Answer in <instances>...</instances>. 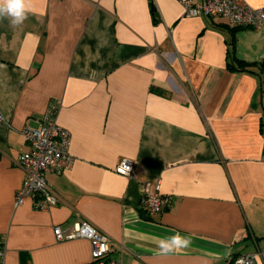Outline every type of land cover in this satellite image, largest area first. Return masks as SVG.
Wrapping results in <instances>:
<instances>
[{
    "label": "crops",
    "instance_id": "obj_1",
    "mask_svg": "<svg viewBox=\"0 0 264 264\" xmlns=\"http://www.w3.org/2000/svg\"><path fill=\"white\" fill-rule=\"evenodd\" d=\"M235 1L264 10V0ZM27 6L19 26L0 17L2 264H91L88 240L53 235L82 221L122 264H264V28L186 17L177 0ZM52 103L72 163L46 175L48 210L37 196L17 205L22 131ZM124 160L130 176L115 171ZM156 179L168 204L148 215L142 184ZM176 233L190 246L162 255L158 239Z\"/></svg>",
    "mask_w": 264,
    "mask_h": 264
},
{
    "label": "built area",
    "instance_id": "obj_2",
    "mask_svg": "<svg viewBox=\"0 0 264 264\" xmlns=\"http://www.w3.org/2000/svg\"><path fill=\"white\" fill-rule=\"evenodd\" d=\"M183 7L186 17L204 16L211 19H223L231 29H249L259 31L264 28V10L252 9L235 0H203L195 4L192 0H177ZM56 104H50L42 123L38 128H24L23 138L28 150L17 157V166L23 173L21 187L16 193L15 203L18 205L25 197L37 196L38 209L48 210L56 203L46 183V175L61 173L72 163L68 155L69 133L55 122ZM133 165L129 161H121L115 171L130 176ZM140 201L145 214L155 215L167 206L168 199L160 193V180L142 184ZM56 241L86 239L90 245L91 264H122L109 254L108 238L100 233L91 223L82 221L72 229L63 232L60 227L53 228ZM4 258V248L0 245V264ZM232 264H254L252 255H241L232 260Z\"/></svg>",
    "mask_w": 264,
    "mask_h": 264
},
{
    "label": "clouds",
    "instance_id": "obj_3",
    "mask_svg": "<svg viewBox=\"0 0 264 264\" xmlns=\"http://www.w3.org/2000/svg\"><path fill=\"white\" fill-rule=\"evenodd\" d=\"M28 0H0V17L9 18L12 26H19L27 19ZM191 240L180 233L158 239V248L162 255L187 249Z\"/></svg>",
    "mask_w": 264,
    "mask_h": 264
},
{
    "label": "trees",
    "instance_id": "obj_4",
    "mask_svg": "<svg viewBox=\"0 0 264 264\" xmlns=\"http://www.w3.org/2000/svg\"><path fill=\"white\" fill-rule=\"evenodd\" d=\"M232 30H235V29H232ZM247 66L248 65H245L242 62H237L235 65V63L233 64V61L231 59L229 60V63H228V67L232 70H246L247 71V69L250 68ZM259 67L261 70H264V63H262ZM0 245L3 247V242L1 240H0Z\"/></svg>",
    "mask_w": 264,
    "mask_h": 264
}]
</instances>
